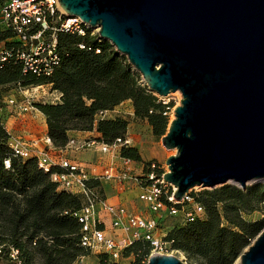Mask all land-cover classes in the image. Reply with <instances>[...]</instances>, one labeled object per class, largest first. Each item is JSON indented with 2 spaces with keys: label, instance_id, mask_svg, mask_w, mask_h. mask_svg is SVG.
<instances>
[{
  "label": "water",
  "instance_id": "1",
  "mask_svg": "<svg viewBox=\"0 0 264 264\" xmlns=\"http://www.w3.org/2000/svg\"><path fill=\"white\" fill-rule=\"evenodd\" d=\"M159 97L181 94L161 139L174 200L264 182V0H56ZM264 264V229L238 258ZM147 264H183L151 255Z\"/></svg>",
  "mask_w": 264,
  "mask_h": 264
},
{
  "label": "trees",
  "instance_id": "2",
  "mask_svg": "<svg viewBox=\"0 0 264 264\" xmlns=\"http://www.w3.org/2000/svg\"><path fill=\"white\" fill-rule=\"evenodd\" d=\"M9 37L0 34V40ZM57 52L60 63L50 77L23 74L20 65L7 62L0 70V105L4 100L1 89L6 86H50L60 94V101L34 106L45 118L47 138L57 149L69 143L72 132L95 130L100 135L97 140L108 145L124 138L128 120L100 117L127 101L132 103L133 116L146 121L155 137L166 135L172 105L150 93L126 58L107 41H97L90 30L84 36L57 33ZM8 139L0 129V262L6 258L16 264L9 257L11 250L18 252L20 264H76L89 257L81 247V224L74 217L82 207L81 198L59 190L51 181V174L61 171L53 169L47 174L38 169L35 159L23 162L13 157ZM119 155L141 163L134 148L122 147ZM155 174L163 172L157 169ZM86 185L98 189L100 184L90 180ZM193 197L205 217L168 231L163 238L170 243L168 250L181 252L190 264H235L264 229V220L249 223L243 219L264 203V186L246 191L223 186ZM150 252L148 243L135 242L123 250L122 257H134L133 264H142ZM97 260L98 264H118L105 254Z\"/></svg>",
  "mask_w": 264,
  "mask_h": 264
},
{
  "label": "built area",
  "instance_id": "3",
  "mask_svg": "<svg viewBox=\"0 0 264 264\" xmlns=\"http://www.w3.org/2000/svg\"><path fill=\"white\" fill-rule=\"evenodd\" d=\"M88 30L97 41L102 40L98 30L91 31L79 17L64 15L58 8L56 0H0V34L10 35L7 40H0V70L7 62L13 61L22 67L23 74H31L37 78L50 77L60 63L57 33L84 36ZM43 88L18 87L14 90L13 96L4 99L0 105V129L9 136L8 148L13 157L23 162L35 159L38 169L47 174L53 169L61 171L52 173L51 181L59 190L81 198L82 207L74 217L82 227L81 247L86 249L90 256L98 257L105 254L110 262L117 263L122 257L123 250L135 242L148 243L153 252L167 250L170 246V243L164 241V237L157 236L158 223L154 219L135 216L124 207L109 205L98 189L86 185L90 180L98 183L102 180L116 183L131 182L141 189L139 201L154 215L180 216L182 224L205 217L204 209L194 200L195 193L189 192L181 201L174 200L175 189L163 180L166 173L156 175L155 171L158 168L153 164L150 172L141 177H133L127 171L109 168L101 176L89 179L85 168L71 164L61 156L51 159L45 151L37 150V142L10 135L1 121V115L6 110L16 117L25 116L38 113L35 104H57L60 101L58 97L47 101L45 95L39 96L38 90ZM104 115L105 113L100 118H104ZM46 142H50L48 138ZM131 146L132 139L126 135L124 138L116 139L111 145L94 138L70 140L61 151H93L101 155L116 156L122 147ZM121 159L125 168L133 163L128 159ZM5 165L6 168L9 167L7 161ZM107 231L112 235L108 236ZM117 232L121 233L120 237L116 235ZM17 256L18 252L11 250L10 259L20 264ZM82 259L84 258L78 261Z\"/></svg>",
  "mask_w": 264,
  "mask_h": 264
},
{
  "label": "rangeland",
  "instance_id": "4",
  "mask_svg": "<svg viewBox=\"0 0 264 264\" xmlns=\"http://www.w3.org/2000/svg\"><path fill=\"white\" fill-rule=\"evenodd\" d=\"M140 79H141V76H140ZM141 83H142V81H141ZM142 85L146 87V85H144L143 83H142ZM14 90L15 89L12 86H6L5 88L1 89V92L4 96V99L7 100V98H9L10 96H13V94H15ZM148 91L150 93L154 94L156 97H158V99L160 101H162L163 104H171L172 105L171 109L168 112V119H169L168 126H169L171 121L174 120L175 109L180 106L181 99H182L181 94L179 92L178 93L175 92V93H171L170 95H168L167 97L164 98V97H159L155 93L151 92L149 89H148ZM53 92L54 91L51 90L50 86H44L43 89L38 90V93L40 94L39 96H41L43 94V95H45V99H46V97L51 96L53 94ZM51 97L53 98L56 96L54 94ZM127 102L128 103L124 102L125 104L122 107H121V105L118 106L119 110H117V113H115V114L113 113L115 111V109L110 111L109 112L110 114H107L105 119L113 120L116 118H122V119L128 120L129 124L127 127V135L132 139L131 148H134L138 152V154L141 158V163L137 164V165L139 167L141 166L142 174H144V172H146L147 170L151 169L152 164L155 165L159 171L168 173V169H167V166L165 164L166 160L168 158L174 156L176 154V151L175 150H172V151L166 150L162 145V142H161L162 138L155 137L152 134L151 127L147 124L146 121L136 119L134 116H129L127 113L130 111L131 108L133 111V107H132V103L130 101H127ZM133 114H134V111H133ZM166 133H167V131H166ZM225 186L235 187L236 189L242 190L239 186H237L235 184H231V183H229ZM255 186H264V182L263 181H256V182L248 183L246 189H250V188H253ZM221 187H223V186H221ZM221 187H216L214 189H209V190L197 187V188L192 189L190 192H193L197 195H201L202 193L212 192V191L219 189ZM132 188H133L132 191H135V193L138 192L137 193L138 196L136 195V197H135V195L128 194L129 199H128V202H126V205H127L126 207L129 208V210L133 211L134 214L141 213V215H145V213H147L150 218L154 219L158 223V228L156 231L157 236L165 237V235L168 231L174 229L176 226L183 225L180 216L169 217L167 215H162V216L159 214L154 215V214L150 213L146 209V207H144V208L142 207V209H141L142 203L139 201V195H140L139 191L136 190L137 187H135V186ZM246 189L242 190V191H246ZM98 191H100L101 195L104 196V193L102 191V187L100 185L98 187ZM104 198H105V196H104ZM109 205L116 206L117 203L110 200ZM220 207H222V206L220 205ZM243 219L249 223L264 220V203H261L260 205H258V209L255 212H253L252 214L243 215ZM107 225H108V223H107ZM168 249L169 248H167V250L163 249L162 251H154V252L151 251L149 254V257L151 255L172 256V257L177 258L183 264H190L187 261L186 257L181 252L176 251V250H168ZM146 260L142 264H147L148 259H146ZM117 263L118 264H133V263H135V258L134 257H129V258L121 257V259L118 260ZM0 264H9V262L6 260V258H2ZM76 264H98V260H97V257H95L93 255V256L85 257L81 261H78ZM235 264H239V263H237V261H236Z\"/></svg>",
  "mask_w": 264,
  "mask_h": 264
},
{
  "label": "crops",
  "instance_id": "5",
  "mask_svg": "<svg viewBox=\"0 0 264 264\" xmlns=\"http://www.w3.org/2000/svg\"><path fill=\"white\" fill-rule=\"evenodd\" d=\"M54 94L60 99V94H58L57 92H53L51 96H53ZM51 96L46 97L47 101L52 98ZM125 103L121 104V107L124 106ZM117 110H119L118 107L115 108V111L113 113H117ZM107 114L110 113H105L104 118L107 116ZM127 114L129 116H133L132 108ZM1 121L10 135L17 138H23L27 141L37 142V150L45 151L51 159H55L58 156H61L67 159L71 164H77L80 167L85 168L89 179L101 176L103 172L109 168L118 169L119 171H127L133 177H141L143 175L141 166L139 167L136 163H132L129 167L126 168L123 167L122 159L118 154L116 156L112 154L101 155L93 151L73 152L69 150L62 152V149L55 148L50 142H46V122L43 115L39 112L16 117L10 115L6 110L3 115H1ZM91 138L99 139L100 135L95 130L93 132L70 133L71 140H87ZM99 184L102 187V191L105 196V198L104 196L103 198L108 204L110 200H112L117 203L116 206L126 208L131 214L135 216L150 218L147 213H145V215H141V213L134 214L133 211L129 210V208L126 207V202H128L129 199L128 194L135 195L136 197L138 193L132 191V187H134L135 185H132L131 182L116 183L114 181L107 182L102 180ZM136 190H138L139 194H141V189L136 188ZM142 207H145L143 203L141 205V209ZM106 233L108 236L112 235L110 231H107ZM116 235L120 237L121 233L117 232Z\"/></svg>",
  "mask_w": 264,
  "mask_h": 264
},
{
  "label": "bare ground",
  "instance_id": "6",
  "mask_svg": "<svg viewBox=\"0 0 264 264\" xmlns=\"http://www.w3.org/2000/svg\"><path fill=\"white\" fill-rule=\"evenodd\" d=\"M178 93V92H177ZM175 152V151H174ZM237 263H239V261L237 260Z\"/></svg>",
  "mask_w": 264,
  "mask_h": 264
}]
</instances>
